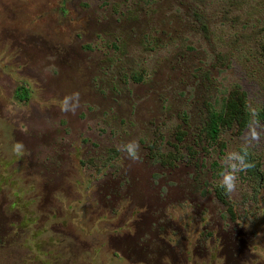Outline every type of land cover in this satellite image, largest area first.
Returning <instances> with one entry per match:
<instances>
[{"label": "rangeland", "instance_id": "1", "mask_svg": "<svg viewBox=\"0 0 264 264\" xmlns=\"http://www.w3.org/2000/svg\"><path fill=\"white\" fill-rule=\"evenodd\" d=\"M263 43L264 0H0V264H264Z\"/></svg>", "mask_w": 264, "mask_h": 264}, {"label": "trees", "instance_id": "2", "mask_svg": "<svg viewBox=\"0 0 264 264\" xmlns=\"http://www.w3.org/2000/svg\"><path fill=\"white\" fill-rule=\"evenodd\" d=\"M264 50V43H263ZM16 94L20 98H26L28 94V89H25L23 86L19 87L16 91ZM241 115L239 120L243 123L247 120L244 100L238 102L235 97H232L230 100L222 104V109L220 111L211 110L209 112V118L206 124V135L209 141H216L219 137L220 131L224 126H227L232 118H235L237 115ZM256 117L264 123V106L259 108L256 111ZM241 157L243 165L250 173H252L255 167L258 166L257 161H250L247 150L242 149ZM253 174V173H252Z\"/></svg>", "mask_w": 264, "mask_h": 264}]
</instances>
